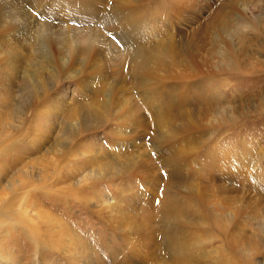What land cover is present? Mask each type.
<instances>
[{
	"label": "bare ground",
	"instance_id": "6f19581e",
	"mask_svg": "<svg viewBox=\"0 0 264 264\" xmlns=\"http://www.w3.org/2000/svg\"><path fill=\"white\" fill-rule=\"evenodd\" d=\"M5 1L0 0V40L3 39V47H5L4 50L6 55L8 54L9 60L5 63L4 71L0 70L1 75L7 70L10 71L16 64H28L29 66L30 61L34 62L35 71L34 75L30 74L27 69L23 72L22 89L19 90V107L15 111L16 118L20 120L7 127L3 124V118H0V136L4 135V138L0 139V157L4 156L8 144L19 138L22 142L23 137L27 140L29 136L31 138L28 141L32 142L33 139L42 145L43 140L51 135L48 143L54 138L57 145L46 151L37 162L30 163L32 166H29V169L31 170L44 165L37 170L38 176L27 172L25 177L29 182L19 180L17 189L9 184L7 192L0 193V233L10 232L13 229L28 232V228H32L29 230L31 232L29 237L35 240L36 249L41 250L42 247L47 248L50 245L53 248L66 251L72 255L71 258L77 259L79 262L86 261L89 257L92 258L91 256L99 254L97 248L91 246L80 235L72 233L68 223H64L51 213L44 210L39 211L38 218L45 222L41 223L38 219L36 221L29 211L33 206V203L28 201L31 192L33 190L40 191L39 193H42L45 199L50 196L56 199L60 198L63 202L65 201L66 206L68 203H81L86 206L89 202L91 203V198L82 194L90 181L96 182L105 178L128 180L134 175L135 177L138 175V178L144 175L145 179H140L144 187L158 185L152 204H149L146 198L148 190H144L143 186L139 189L136 184H128L118 192L117 198L113 200L114 203L107 200L108 198L104 194L106 191L102 192L97 206L100 208L97 213L109 222V226L114 230L122 226V232L127 233V239L131 237V240H138L142 243V249L133 250V254L137 253L132 257L139 256L143 259L153 255L155 262L161 264H256L253 261L254 256L262 252L264 254V251L260 245L259 235H247L245 221L242 220L248 213L244 202L240 214H234L232 217L205 213L190 195V191L193 194L197 192L195 187L189 186L190 190L184 188L183 191L186 194H183L178 192L179 188L175 189L173 186L178 184L183 176L189 179L191 166L196 160L194 154L196 147L191 148L194 146V142L191 141L194 136L187 143V137L182 135H192V132L211 127L219 112L222 114L219 115L217 122L224 125L228 122L230 110L226 111L224 115V110H220L217 105L223 101V95L219 93L220 88L217 89V85L220 86L221 81L214 80L211 75L217 73L216 70L219 69L218 72L224 71L221 68L228 65L234 67L233 71H238L243 66V60L237 56V53L234 55L237 56L234 57L235 59L228 60L234 54L233 47L237 46L235 44L236 37L240 39L241 43H245L241 39L247 37L249 32L256 33L251 32L250 25H246L243 21L241 25H232L231 15L240 7L242 0H228L223 5L225 10L220 6L217 9L206 0H167V2L169 1L168 5L156 3V0H116L109 8L108 0H22L26 5L20 3L19 0L7 4ZM27 5L44 16H50V18L48 17L50 21L57 20L58 26L61 28L58 27L53 31L55 36L48 40L42 36L40 44L38 41L36 42L31 33L34 27H27V19L30 22L33 21L31 24L37 25L38 23H35L36 18H32L28 14L27 8L24 7ZM190 10L198 14L206 11L209 18L196 28L190 38H183L185 42L178 41L171 35L174 31L172 25L176 24V16L181 17L183 23L193 20L189 15ZM5 14L16 16L5 18ZM175 14L180 15L174 16ZM100 18H104L106 25L108 24L115 33L128 40L129 44H126L128 47L125 45L122 58H120L121 52L112 48L107 49L110 53L108 52L107 56L102 57L105 40L103 38L100 40L98 35L97 37L94 34L91 35L92 25L86 27L94 20L100 22ZM195 19L198 24L201 22V19ZM17 21H20L21 24L18 25ZM63 23L67 26L64 27ZM46 25L50 26L48 23ZM103 26L105 25H101L102 28ZM103 29L106 30V28ZM108 29L110 28L108 27ZM25 31H27V37H24L25 33L22 34ZM101 31L99 30V32ZM160 33H164L161 37L165 40L163 44L150 47L144 45L147 40ZM166 35H168V39ZM131 41L132 44H130ZM45 44L53 46L55 56L48 53ZM222 47H224L225 53L222 52ZM9 48L13 49V55L9 52ZM27 53H33V55H26ZM32 58L34 61L31 60ZM119 58L122 59L121 62L123 61L121 68H125L132 79V86L140 87L141 90L151 94L146 107L154 110L152 107L157 106L158 111L160 109L165 111L166 115L159 116L155 121L159 128L157 134L150 136L149 139L145 135L138 136L130 133L136 131L134 127L138 116L137 107L128 104L131 99L127 96L128 89L122 86L126 83L122 78L125 77V72L120 70L116 75V71L111 73L106 69L107 62H118ZM83 59H87L86 64L82 63ZM70 62L84 65L93 71L87 72L86 79H82L83 82L79 89L81 92H92L89 97L91 104H83V97L79 92V98H76L77 95H75L76 99L73 98L77 104L69 111L68 120L59 125L56 121V114H58L56 112H61L60 110L63 108L61 101L67 99L69 90L68 88L60 90V88L61 92L58 94L57 100H48L53 111L46 110L43 103L41 104V101L48 97L47 91L43 87V80L52 78V76H56L54 77L56 79L57 75L69 80L70 76L68 77L67 74L71 71ZM44 63H47L45 65L58 63L59 74H44ZM248 64L249 61L246 65ZM102 65L104 66L101 67ZM117 68L119 69V67ZM243 70L244 72L250 71V67L246 66ZM82 71L84 70L82 69ZM9 76H0V93L4 96L2 104L8 110L5 116L14 112L15 103L12 98L17 93L15 88H18L15 80L13 81ZM90 77H92L91 79L96 77L100 84H104L110 79H114V81L112 84L109 83L107 89L110 88L107 91H96L95 85L93 86L88 81ZM8 93L11 94L12 100L9 99ZM42 94L41 98L39 95ZM85 97L88 98V95ZM5 98L7 99L5 100ZM192 106L197 110H193ZM114 114H123L130 119L128 130L130 132L120 134L122 137L124 135L123 138L128 141L121 145L120 150L113 152L114 154L107 151L103 156L98 150L99 154L95 151H88L85 153L88 159L83 160L84 162L74 160L73 156L77 154V150H71V148L75 145L85 146L80 137L84 133L95 132L106 127L110 121L116 119ZM24 125L29 128L25 130ZM32 127H35L36 130ZM22 128L24 129L22 130ZM91 135L93 133L87 134L85 137L89 138ZM115 135L119 134L115 133ZM132 137L134 139L142 137L145 141H151L153 152L149 150L148 153L143 145L142 148H136L135 151L131 150L137 147L135 142L131 141ZM95 140L97 139L93 137L90 141ZM90 141L89 144H91ZM122 148H125L127 152H121ZM242 150L231 148L226 158H217L214 151H208L203 156V161L210 167V176L233 180L242 178L252 162L240 154ZM153 156L157 159L158 166L161 165L162 169L166 167L171 171L164 177L158 175L157 179L152 180L154 176L151 165ZM262 161L263 158L260 156L256 160L257 168L254 174L256 179L259 178V171L264 170ZM75 168L86 173V176L80 177L77 182H74L75 177L78 178ZM23 169L20 168V172L17 173L21 175L28 171ZM180 171L182 175L178 178L177 174ZM5 173L6 168L0 166V180L2 179L1 174ZM50 175H52L51 178ZM57 185H61L60 190L56 189ZM127 187L129 189L126 190ZM96 190L103 191L101 187ZM231 193L234 194L235 190L229 188L227 191L210 192L206 198L217 209L216 213H223L219 209L230 210L235 203L241 202L238 200L239 196L232 195V197ZM138 195H141V199ZM34 208L36 209V207ZM198 221H207L211 224L210 229L215 232L218 229L222 233L225 237L222 241H224V247L228 253L222 248L218 249L222 247L219 243L217 247L206 244L203 240L205 232L201 234V231L198 230L200 227L205 228V225L199 224ZM122 223L123 225H121ZM234 226L237 227L230 231V228ZM151 250H153V254ZM2 259H4V253L0 247V261Z\"/></svg>",
	"mask_w": 264,
	"mask_h": 264
},
{
	"label": "rangeland",
	"instance_id": "374dc122",
	"mask_svg": "<svg viewBox=\"0 0 264 264\" xmlns=\"http://www.w3.org/2000/svg\"><path fill=\"white\" fill-rule=\"evenodd\" d=\"M114 1L116 2V0L107 1L109 2L107 3L108 8L109 6L112 5V3H114ZM227 1L228 0H206V2L209 3L210 5H214V7L216 6L217 9L220 6V8L222 9L224 8V10L225 7H223V5H225ZM13 2L14 0L5 1L6 4ZM19 2L23 4L22 0H19ZM168 2L167 0H163V2L162 0H156V3L159 4L164 3L168 5ZM23 5L26 4L24 3ZM24 7L27 8L28 14H30L32 18H36L35 23L36 24L38 23L37 25L31 24V22L33 21L30 22L27 19V23H28L27 27H34L32 28L33 30H31V33L33 34V38L36 40V42L38 41L40 44L42 40V36H44L43 38L47 40L50 37L55 36V32L53 31H55V29H58L59 27L58 26L59 24L56 19L50 21L49 20L50 16L48 15L44 16V14H41L39 11L34 10L33 7L31 8V6L29 7V5H27V7L26 6ZM5 15H4L5 18L13 17L12 16L13 14H8L6 16ZM176 15H180V14H175L174 16ZM189 15L193 19L189 23L186 22L183 23L182 18L176 16L175 18L176 24H174L175 26L172 25L174 31L173 34L171 35H173L176 39H178V41L182 40L183 42H185L183 38L185 39L190 38L192 34L196 31V28H198L204 21H206L209 18V15L207 14L206 11L200 12L198 14L190 10ZM15 16L16 15H14V17ZM231 17L233 19V23H232L233 26L241 25L243 21L246 25H250L251 32H256V33L249 32L247 37L241 39L244 40L245 43H241L238 37L235 38V44L237 46L235 48L233 47L234 54H232V56L228 58V60L230 61L232 59H235L237 56L242 58L243 66L238 71H233L234 67L228 65L221 68L224 69V71L218 72L220 70L219 69L218 71L216 70L217 73L211 75L214 80L221 81L220 86L217 85V89L220 88L219 93L223 95V101L217 105H219L220 110L222 109L224 110V115L226 111L230 110V113L228 114V122L226 125L217 122L219 115L222 114V112H219L218 114H216L215 123L211 127L192 132L193 133L192 135L189 134L182 135L183 137H187L186 139L187 143H189L191 137L194 136L191 139V141L194 142V146H192L191 148L196 147V149H194L196 160L193 162L191 166V173H190L191 178L189 177L188 179L185 178L184 176L181 177L182 172L180 171L177 174L178 178L181 177V180H179L178 184L176 185H173L172 183L170 184L173 185L175 189L179 188L180 190L178 192H181L183 194H186L183 191L184 188L190 190L189 186L195 187L197 189V192L193 194L192 191H190V195L194 198V201L196 200L197 206L203 212L205 211V213L216 214L223 217H232L234 214L237 215L240 214V210L244 202L246 211H248V213L246 215V218H244L245 220L244 219L242 220L243 222L245 221V228H247V235L248 236L259 235L260 245L262 246V249L264 251V170L259 171L258 179L254 177L255 170L257 168L256 160L259 156L263 158L262 163L264 165V0H242V4L237 10L234 11ZM195 18L201 19V22L198 24ZM99 20L100 22H98V20L97 21L94 20V22L92 23L90 22L91 24L90 23L87 24L86 27L92 25V28L90 30L91 35L94 34L96 37L98 35V38L100 40H102V38L105 40V45L104 47H102V53H103L102 57L107 56V53L109 52L107 49L112 48L120 51L121 52L120 58H122L123 57L122 51L124 50L125 45L129 44L128 40L123 36H120V34L115 33L111 29V27L107 24L108 27L110 28L108 29L106 25V20H104V18H100ZM257 21H259V23H257ZM17 23L18 25L21 24L20 21H17ZM46 23L50 24V26H47ZM65 23H63L62 25H64ZM99 24L105 25L103 26V28H106V30L103 29L101 25L99 27ZM66 26L67 24L64 25V27ZM99 30L102 31L99 32ZM26 32L27 31L22 33V34L25 33L24 37L28 36ZM43 32L44 34L42 35ZM163 34L164 33H160L155 37H153L152 39L147 40L144 43V45L150 47L156 44H163L165 41L164 39L161 38ZM72 35L74 34L72 33ZM166 38L168 39V35H166ZM132 43L133 42L131 41L130 44ZM3 44H4L3 39H1L0 40V70L1 71H4L5 63L7 62V60H9L8 54L6 55V52L4 50L5 47H3L4 46ZM45 45H47V49L49 51L48 53H50L51 56L52 55L55 56L53 52L54 51L53 46H51L50 44H45ZM223 48L224 47H222L221 50L222 52L225 53ZM11 49L12 48H9L10 50L9 52L13 55V49L12 50ZM235 53H237L236 57L234 56ZM12 55L11 58L13 59ZM26 55L31 56L33 55V53H27ZM120 58L118 60H120ZM31 60H33V58ZM121 60L113 63L107 62L106 69L110 70L111 73L116 71L115 72L116 75H118L120 70L121 72L123 70V73L125 72V77L122 78L126 81V83L123 84L122 86L128 89L129 94L127 96L131 98L128 101V104L135 105L137 107L138 119L135 120V127H134L136 131H131V132L128 131L131 122L129 118L125 117L123 114H114L116 119L110 121L106 127L95 132L92 131L89 133H84L83 136L80 137V140H82L85 146L79 145L80 146L79 147L75 145V147L71 148V150L74 149L77 150L76 151L77 154L73 153L74 160L76 159L83 161L88 159L86 158L85 155V153H87L88 151H95V152L99 151L104 156L107 153V151L113 153L116 150L117 151L120 150V148L122 147L121 145L124 144L125 141L126 142L128 141V139L125 140L123 138L124 135L122 137L120 136V134H124L127 132H130L131 135H138V136L145 135L149 139L150 136L156 135L157 129H159L155 124V121L158 120L159 116L166 115L164 110L160 109L158 111L157 106L152 107L154 108V110H150L146 107L148 103V97L151 94L146 92L145 90H141L140 87L132 86L131 84L132 79L130 78L128 71H125V68L124 69L121 68V65L123 63V61L121 62ZM83 61L84 62L82 63L84 64L87 63V59L85 60L83 59ZM248 61L249 64L246 65ZM33 64L34 62L32 63L30 61L29 66L28 64L27 65L16 64L15 66L13 65L11 70L10 71L7 70L6 72H4L6 74L3 73V75H1V71H0V76L4 77L10 75L9 76L10 79H12L13 81L15 80V82L18 85V88H15V91L17 93L13 95V98L11 94L8 93L9 99L10 100L13 99L15 103L14 112L12 114L9 113L10 115L5 116L8 110L2 104V101L4 100V96L0 93V118H3V124H5L7 127L12 126V123H17V121L20 120L16 118L17 113L15 111L19 107V101H20L19 90L22 89V82L24 77L23 72L25 69H27V71L30 74L34 75L35 68L33 67ZM45 64L47 63H44L43 65ZM104 65H102L101 67H103ZM69 66H72L69 67L71 71L70 73L67 74L68 77L70 76L69 80H66L65 77L61 75H57L56 79L54 78L56 76H52V78H48L46 76V78L48 79L43 80V84H44L43 87L44 90L47 91L46 94H48V97H46L45 100L43 99L41 101V104L43 103V105L45 106L44 109L46 110L53 111L48 100L50 99L52 101L57 100L58 94L61 92L59 91L60 88H61L60 90L64 88H68L69 90L67 99L65 101H61V103L63 104L62 105L63 108L62 110H60L61 112L60 113L56 112L58 113L56 114L57 115L56 121L59 125L62 124L64 121L66 122L68 120L69 111H71L72 108L76 106L77 102H75L76 101L75 99L79 98L80 93L82 94L83 97L82 103L91 104L89 103L90 102L89 97L92 95V92L91 93L86 91L81 92V90L79 89L81 82H83L82 79L83 80L86 79L85 77L87 72H93V71L92 70L90 71V69H88V67L84 65L74 64L73 62H70ZM246 66L250 67V71L244 72L243 68ZM117 67H119V69ZM82 69L84 71H82ZM43 73L49 75L51 73H58V63H51L45 65ZM91 78L92 77L88 78V81L92 83L93 86L95 85L96 91L99 90L107 91L110 88L109 87L107 89L109 83L112 84L114 81V79H110L106 83L100 84V82L96 80V77L94 79ZM3 83L4 81L2 80V84ZM83 94L85 96L88 95V98L85 97ZM75 95H77L76 98ZM39 96L42 98L43 94ZM6 99L7 98H5V100ZM191 108L193 110H197V108H194V106H192ZM23 127L25 128V130L29 128L27 127V125H24ZM24 128H22V130ZM32 128L36 130L35 127ZM114 132L119 135L116 136ZM92 133L93 135H91V137L89 138L85 137L87 134H92ZM94 133L96 134L94 135ZM93 137H95V139L97 140L90 141L91 138ZM1 138H4V135L0 136V139ZM30 138L31 137L28 136L26 140L23 137L22 142L20 140L21 138L14 140L10 144H8V148L4 151V156L0 157V166L6 168V173L1 174L2 179L0 180V193L1 192L6 193L7 186L9 184H11L14 188L17 189L19 186V180L21 182L23 181L26 183L29 182V180L25 177V174L27 172L33 173V175L38 176L39 172L37 170L42 168L44 165L34 167V169L31 170L29 169V166H32L30 163L37 162V160L43 154H45L46 151H48L51 147L55 148V146L57 145L55 143L54 138H52L51 141L48 143L49 139L51 138V135L46 140H43V142L41 143L42 145H40L38 141L35 142V140L33 139H32L33 143L31 142V140L28 141V139ZM88 140L91 142L92 145L89 144ZM131 141L135 142V144L137 145V147L131 150L135 151L136 148H142L143 145L148 153L149 150L153 152V145L151 141L148 140L145 141L142 139V137L141 138L136 137V139L132 137ZM214 145L215 147L213 148ZM230 147L233 148L234 150L236 148H240L242 150L243 148L240 154L246 157L247 160L252 161L250 168L247 170L246 174L242 178H238L234 180L231 178L223 179L220 177H211L209 171L210 167L206 162L203 161V156L208 151H214L216 153L217 158H226L227 153L231 149ZM125 148H122L121 152L126 153L127 150ZM141 150L143 151V149ZM77 155L79 158L77 157ZM152 160L153 161L151 165H152V171L154 172L153 173L154 176L152 180L157 179L156 176L158 175L164 177L166 173L168 174L171 171V169H168L166 167L162 169L161 165L158 166L157 159H155V157ZM20 168L21 170L22 168H24L23 170H28V171H25L23 174L19 175L18 173L20 172L19 171ZM75 170L77 171L78 178L76 176L74 182H77V180L80 177L86 176V173H84L82 170L78 169L79 170L78 171L76 168ZM137 176L135 177L134 175V177H130L128 180L124 178H123L124 180L120 178L118 179L105 178L101 181L99 180L96 182L94 180L90 181L89 185H86L88 186L87 189L82 194L84 196L86 195L85 197L91 198V199L89 198L91 200V203L89 202L88 204H86L87 207L81 203H75V204L71 203L72 205L68 203V205L66 206L65 201L63 202L60 198L56 199L50 196L49 198L45 199L42 196V193L41 194L39 193L40 191L33 190L31 192V196H30L31 200L29 199L28 201L32 202L33 204L32 203L30 204H32L33 206L32 205H31L32 207L30 206L31 208L29 209V211L32 214L31 216H33V218L36 221L38 219V221L41 223L45 222V220L43 221L38 218L39 216L38 213H40L39 211L41 210H44L47 213H51L53 214V216L54 215L57 216V218L64 221V223L65 222L66 224L68 223V227L71 228L72 233H74L77 236L80 235L81 238L86 239L91 244V246L97 248L99 254L91 256L92 258L89 257V259L86 261L82 260L81 263L77 259L71 258L72 255H69V253H67L66 251H62L55 247L53 248L50 245H48L47 248L42 247L41 250L36 249L34 245L35 240H32V238L29 237V234L31 233L29 230L32 228H28L27 230L28 232L22 231L21 229H16V230L13 229L10 232L6 231L0 233V241H1L0 247L2 248L4 253V259L0 261V264H125V263L126 264H161L159 262L157 263L155 262L156 260L153 258L154 257L153 255L148 258H143L144 260L142 259V257L139 256H137V258L132 257L137 253L134 252L133 254L132 251L142 249L141 247L143 246L142 243L138 240L136 241L134 239L131 240L132 239L131 237L127 239L126 237L127 233L125 231L122 232L123 231L121 229L122 226L121 227L119 226L120 228L114 230L111 226H109V222H107L102 215L100 216L97 213V211L100 210V208H98L97 206L99 203L98 200L100 199L102 192L106 191L107 194L104 193L105 197L108 198L107 200H111V202L114 203L113 200L117 198L118 192L121 189L125 188V186H127L128 184L129 185L136 184L139 187V189L143 188L144 186L140 179L144 180L145 176L143 175L141 178L140 177L138 178ZM51 177L52 175H50V178ZM51 181L52 180L50 179V182ZM59 187L61 188V185L60 186L57 185L56 189H59ZM100 187L103 189V191L96 190V189H100ZM157 188H158L157 184L149 185L143 188L144 190H148L147 191L148 197L146 198L149 204H152L151 202L153 201V196L155 195ZM229 188L235 190L234 194H236L234 195L233 193H231L230 196L232 195L237 197L239 196L238 200L241 202L235 203L230 210L221 208L219 210H221L223 213H216L217 209L211 203L208 202L206 198L207 194L210 192H217L220 190L227 191ZM127 189L129 188L127 187L126 190ZM138 197L139 199H141V195H138ZM34 207H36V209ZM198 223L205 225V228L200 227L198 228V230L201 231V234L205 232V235L203 236V240L206 242V244L209 246L213 245L214 247H217L219 243L222 247L218 249L222 248L223 250L226 251V253H228L224 247L225 246L223 243L224 241H222L225 239V237L217 229V227L215 226V228L217 229V232H215L214 230L209 228L211 224H209L207 221H198ZM42 225L45 226V224ZM121 225H123V223ZM237 226L231 227L230 231H233ZM36 228L39 227L36 226ZM46 229H48V227ZM153 250L155 251V249ZM153 250H151L152 254H153ZM262 253L254 256L253 261L256 264H264V254ZM149 260L152 261L150 262Z\"/></svg>",
	"mask_w": 264,
	"mask_h": 264
}]
</instances>
